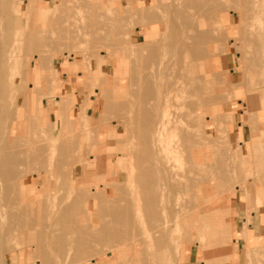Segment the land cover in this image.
<instances>
[{"label":"rangeland","instance_id":"374dc122","mask_svg":"<svg viewBox=\"0 0 264 264\" xmlns=\"http://www.w3.org/2000/svg\"><path fill=\"white\" fill-rule=\"evenodd\" d=\"M36 1L38 4L29 7L28 0H0V3L4 4H0V8L5 9H0V42L9 40V37L3 36L7 32L6 29L13 30L16 24L19 30L18 37H12L10 51L13 58L12 71L16 79L12 109L16 113L6 117L5 124H8L0 130V139L3 140L0 141V147H7L5 150L20 160H16L14 156V160L6 168V171L11 170V177H4L0 173V180L6 179L0 181L1 187L5 185L0 194L3 192L0 196V206H3L2 213L5 215L0 229V264H40V260L43 261L41 264H165L163 261L166 256L170 257V264H184L190 249L206 264L210 259H219L215 262L230 260L237 251L235 240L238 235L234 227L237 211L242 209L249 216L250 212L257 208L264 209V139L250 140L252 131L257 129L264 137V0ZM205 3L206 6H203ZM184 4V7H179ZM146 14L150 18L145 17ZM90 21L93 24H90ZM199 32L202 38L205 35L206 41L200 46L202 51H195L194 48L195 52H202L200 57H196L195 53L194 56L182 44L200 39L196 38L200 35ZM60 34L63 37L66 34L67 38ZM214 34H217L216 38ZM1 37L4 40L1 41ZM191 38L192 41H189ZM141 61L144 64H140ZM133 77L135 81L132 82ZM141 79H146V83H142ZM148 81L155 83L151 86L152 92L149 91V86L147 87ZM166 81L170 82L169 86L175 85L182 90L185 99H174L173 107L168 109L165 118L181 117L186 122L183 130L192 131L189 132L190 136L197 141L200 139L205 145L202 148L195 142L190 149L196 153L202 150L204 158L201 160L202 166H196L189 154H186L187 151L178 156L174 161L177 180L171 186L173 189H166L162 195L159 183H147V188L154 186L152 189H155L151 191L149 188V193L157 190L160 194L155 193L158 197L155 195L153 202L149 204L146 200L152 193H148L150 196L146 199L148 189L140 177L143 178L142 167H148L151 163L141 156L145 153L143 149H150V142L147 141L146 144L141 134H145L143 132L147 129V124L149 138H144L149 140L152 135L153 129L150 130V124L147 122L153 119V123L157 121L158 114L154 107L161 103L167 92ZM163 82L167 85L162 84ZM139 85H142L144 92ZM146 91L151 94H145V102L140 101V95H134L135 92H141L143 95ZM248 99H259V102L251 106ZM140 102H144L141 105H154L149 107V110L146 109V112L150 111L153 116L144 114V107L138 117L139 112L137 114L136 111L140 110ZM231 112H236V118L229 126L231 117L228 113ZM245 116L248 124L244 122ZM257 121L259 127L256 126ZM68 123L71 125L68 126ZM240 125L246 126L244 139L236 134ZM67 127L72 131L67 132ZM177 134L171 139L176 141L178 137L182 138L183 133L180 134L178 130ZM73 137L76 140L72 139ZM4 141L7 142L5 146ZM196 153H193V156ZM138 160L141 162H137ZM16 163L18 164L15 165ZM40 164L43 168H40ZM183 167L185 170H181ZM191 168L194 171L190 170ZM220 168L223 170H219ZM178 171H186L184 173L187 175L179 174ZM217 171L225 175L222 176ZM228 172L229 174H226ZM218 174L221 178L217 177ZM179 183L182 185H177ZM175 184L180 193L175 191ZM117 186L119 187L116 188ZM98 188L103 193L88 199L86 192L89 190L95 193ZM4 194H11L13 198ZM77 197L82 200L80 205L78 203L81 200ZM179 205L181 207L178 210L176 208H179ZM118 206L128 208L135 226L131 228V234L138 232L139 239L144 240L142 246L137 249L138 252L135 251L132 236L129 235L131 239L128 237L129 240L120 241L124 245L119 242H101L97 246L96 242L91 240L89 245L94 251L84 253L79 244L81 241L86 242V235L77 231L68 233L66 226L62 228V215H72L78 220V225L92 224L91 233L94 234L100 231L102 225L115 223L107 210ZM87 211H90V214ZM217 211H220L221 219L213 216ZM148 212H156L155 222L149 221L151 219ZM212 212L214 214L209 217ZM220 213L217 214L220 216ZM22 214L24 215L21 216ZM212 217L214 219L210 220ZM215 218H218V221ZM164 219L170 223L168 229L174 226L171 230L173 232H170L172 234H169L170 230L162 229L163 221H166ZM19 221L20 224H15ZM152 222L155 225L152 227L156 230L153 232L149 226ZM173 222L174 225L171 224ZM122 225L123 227L118 225L119 230L126 229L125 223ZM113 226H116V223ZM143 228L151 234L148 239L141 235L144 233ZM63 229L66 230L61 232ZM205 230L209 233H204ZM197 231H200V234ZM63 232H66V240L61 238ZM203 234L209 235L204 237ZM201 236L205 239H200ZM207 236L213 238L209 239ZM245 236L242 238L245 239ZM228 237L230 239L226 241ZM198 238L200 241H197ZM155 239L158 240L156 245ZM206 242L212 243L213 247L211 248L210 244L205 248V245L209 244ZM247 245L246 264H264V245L260 242L258 246H253L249 241ZM175 246L178 247L177 254L173 252ZM221 249L228 250L222 252ZM219 251L225 255H219ZM109 252L112 253L111 258L106 255ZM96 254L103 256H99V260L98 256V259L95 257ZM116 255L121 260L116 258ZM158 255L161 256L157 260Z\"/></svg>","mask_w":264,"mask_h":264},{"label":"bare ground","instance_id":"6f19581e","mask_svg":"<svg viewBox=\"0 0 264 264\" xmlns=\"http://www.w3.org/2000/svg\"><path fill=\"white\" fill-rule=\"evenodd\" d=\"M4 1H8V0H4ZM14 1V0H13ZM61 1V0H60ZM63 1V0H62ZM177 1V0H176ZM211 0H209V2H210ZM220 1H222V0H220ZM220 1H218V3L220 2ZM224 1V0H223ZM248 1V0H247ZM64 2V1H63ZM179 2H182V1H179ZM193 1H191V3H192ZM201 2V1H200ZM211 2H213V0L211 1ZM196 3H198V2H196ZM1 5H4L2 2L0 3ZM21 4V3H20ZM33 4H38V2L36 1V0H28V6L29 7H31ZM177 4H178V2H177ZM188 4V3H187ZM194 4V3H193ZM60 5H62L61 3H60ZM133 5V4H132ZM186 4H184L183 6H179V7H184ZM87 6V5H86ZM194 6V5H193ZM203 6H206V3H205V5H203ZM65 7V6H64ZM88 7H90V6H88ZM92 7H94L93 5H92ZM96 7V6H95ZM196 7V6H195ZM197 7H199V6H197ZM196 7V8H197ZM215 7V6H214ZM133 8V7H132ZM187 8H190V7H187ZM194 8V7H193ZM0 9H3V8H0ZM9 9V8H8ZM95 9V8H94ZM184 9V8H183ZM195 9V8H194ZM3 10H5V9H3ZM68 10V9H67ZM88 10H89V8H88ZM134 10V9H133ZM177 10H178V8H177ZM182 10V9H181ZM202 10V9H201ZM63 11H66L65 9H63ZM83 11V10H82ZM91 11H94V10H91ZM156 11V10H155ZM180 11V10H179ZM197 11V10H196ZM69 13H70V11H68ZM95 12V11H94ZM178 12V11H177ZM68 13V14H69ZM97 13V12H96ZM129 13V12H128ZM180 13V12H179ZM182 13V12H181ZM180 13V14H181ZM202 13V12H201ZM205 13V12H204ZM67 14V13H66ZM92 14V13H91ZM95 14V13H94ZM96 15V14H95ZM147 16V14L145 15V17ZM182 16H183V14H182ZM184 16H185V14H184ZM183 16V17H184ZM191 16V15H190ZM189 15H188V17H190ZM37 17V16H36ZM95 17V16H94ZM99 17V16H98ZM131 17V16H130ZM144 17V18H145ZM148 18H150V16L148 15L147 16ZM1 18V17H0ZM81 18V17H80ZM109 18V17H108ZM126 18V17H125ZM186 19L185 20H187V17H185ZM192 18V17H191ZM82 19V18H81ZM94 19H96V18H94ZM1 21H2V19H0ZM112 20H113V18H112ZM124 20V19H123ZM123 20H121V21H123ZM152 20V19H151ZM183 20V19H182ZM190 20V19H189ZM188 20V21H189ZM0 21V22H1ZM104 21V20H103ZM88 22V21H87ZM192 22V19H191V21H190V24H192L191 23ZM12 23V22H11ZM72 23V22H71ZM83 23V22H82ZM82 23L80 24V25H82ZM93 24V22H91L90 21V24ZM99 24H100V21L98 22ZM120 23H122V22H120ZM186 24H188L187 22H186ZM185 24V25H186ZM190 24H188V25H190ZM16 24H14V29L12 30V28H11V25H9V28H11V29H6V33L5 34H3V36H4V38L6 37V38H8L9 37V40L7 41V42H0V130L2 131V128L4 127V126H6V124H8V123H6L5 124V121H6V117L7 116H9L11 113L12 114H15L16 112H14L13 111V109H12V106L14 105L13 104V102H15V100L13 101V98H15V81H16V79H15V77H14V74H13V71H12V67H13V58H12V56H11V53H10V51H11V49H12V44L11 43H13V36H14V38H15V36L16 37H18V33H19V30H18V28H17V26H15ZM86 25V24H85ZM97 25V24H96ZM103 25V24H102ZM106 25V24H105ZM64 26V25H63ZM99 26H101V25H99ZM8 27V26H7ZM66 27V26H65ZM81 27V26H80ZM85 27V26H84ZM86 28V27H85ZM93 29H94V27H92ZM123 28V27H122ZM121 28V29H122ZM132 28V27H131ZM4 29V28H3ZM84 29V28H83ZM96 29V28H95ZM98 30H99V27L97 28ZM102 29H104V28H102ZM110 29V28H109ZM66 31H67V29H65ZM87 30V29H86ZM127 30H129V29H127ZM215 30V29H214ZM75 31H77V29L75 30ZM82 32L84 31V30H81ZM80 31V32H81ZM97 31V30H96ZM1 32H2V30H1ZM39 32V31H38ZM50 32V31H49ZM52 32V31H51ZM50 32V33H51ZM65 32V31H64ZM67 32H70V30L69 31H67ZM66 32V33H67ZM73 32V31H72ZM81 32V33H82ZM215 31H213V33H214ZM3 33V32H2ZM31 33V32H30ZM128 33V32H127ZM200 33V32H199ZM198 33V34H199ZM68 34V33H67ZM78 34V33H77ZM83 34V33H82ZM91 34V33H90ZM197 34V35H198ZM203 34V33H202ZM205 34V33H204ZM46 35V34H45ZM59 35V34H58ZM61 35V34H60ZM79 35H81L80 33H79ZM84 35L86 36V33H84ZM103 35V34H102ZM215 35V34H214ZM217 35V34H216ZM216 35H215V37L214 38H216ZM2 36V35H1ZM33 36V35H32ZM62 37H63V35H61ZM91 36H93V34L91 35ZM97 36V35H96ZM100 36H101V34H100ZM196 36V35H195ZM52 37V36H51ZM66 37V34H65V36L63 37V38H65ZM203 36H201V33H200V35H198V37H196L197 39L198 38H200V39H198V40H196V39H194V40H196V41H194V42H186V43H184V45L182 44V46L183 47H185V48H187V50H189V52L190 53H192L193 55H194V53H195V55H196V57H200L201 55H202V52H195V51H202V49H201V47L200 46H202L201 44H203V41L206 39L205 38V35H204V38H202ZM1 38H3V37H1ZM4 38L3 39H1V41L2 40H4ZM32 38V37H31ZM67 38V37H66ZM28 39H29V37H28ZM27 39V40H28ZM54 39H56V38H54ZM72 39H75V38H72ZM82 39V38H81ZM106 39V38H105ZM192 39L193 38H191V39H189V41L191 40L192 41ZM34 40V39H33ZM43 40V39H42ZM48 40V39H47ZM50 40V39H49ZM57 40V39H56ZM61 40V39H60ZM67 40V39H66ZM69 40V39H68ZM118 40H120V39H118ZM128 40V39H127ZM188 40V39H187ZM30 41V40H29ZM63 41V40H62ZM206 41V40H205ZM25 42H27V41H25ZM44 42V41H43ZM42 42V43H43ZM68 42V41H67ZM66 42V43H67ZM99 42V41H98ZM150 42V41H149ZM29 43V42H28ZM119 43V42H118ZM154 42H152V44H153ZM11 44V45H10ZM38 44V43H37ZM62 44V43H61ZM72 44H74L73 42H72ZM115 44V43H114ZM121 44V43H120ZM146 44H147V42H146ZM67 45H69V44H67ZM67 45H65V46H67ZM148 45V44H147ZM32 46H35V45H32ZM70 46V45H69ZM92 47L94 46V45H91ZM127 46H129L128 44H127ZM27 47H30V46H27ZM131 47V46H130ZM152 47H154V46H152ZM198 47H200V49L201 50H199V48ZM32 48V47H31ZM57 48V47H56ZM110 47H108V49H109ZM129 48V47H128ZM146 48H147V46H146ZM194 48H195V51H194ZM91 49V48H90ZM115 49V48H114ZM143 49V48H142ZM68 50H70V49H68ZM32 51H36V50H32ZM192 51H194V52H192ZM25 52V51H24ZM39 52V51H38ZM44 52V51H43ZM109 52V51H108ZM26 54H27V52H25ZM89 53V52H88ZM95 53V52H94ZM129 53V52H128ZM194 55V56H195ZM97 56V55H96ZM42 59H43V57H41ZM136 58V57H135ZM143 58H145V57H143ZM154 58V57H153ZM135 60H137V59H135ZM145 60V59H144ZM177 60V59H176ZM145 61H147V60H145ZM175 61V60H174ZM178 61V60H177ZM173 62V61H172ZM20 63V62H19ZM104 63H105V61H104ZM136 63V62H135ZM140 63V62H139ZM100 64H101V62H100ZM140 64H144V63H142V61H141V63ZM148 64V63H147ZM41 65H43V64H41ZM136 65H138V64H136ZM169 65H171V64H169ZM142 66V65H141ZM171 67H173V66H169V68H171ZM137 68V67H136ZM122 69V68H121ZM152 70H154L153 68H151ZM150 69V70H151ZM168 70V69H167ZM101 74V73H100ZM150 74V73H149ZM148 74V75H149ZM171 74V73H170ZM139 76V75H138ZM103 77V76H102ZM142 77V76H141ZM146 77V76H145ZM134 78V77H133ZM102 79V78H101ZM117 79V78H116ZM137 79H139V78H137ZM148 79V78H147ZM143 80H145V82L143 81ZM171 80V79H170ZM169 80V81H170ZM132 82L133 81H135V78H134V80H131ZM139 81V80H138ZM142 83H146V79H141L140 80ZM150 81V80H149ZM148 81V82H149ZM140 82V83H141ZM171 82V81H170ZM170 82H168V81H166V83H168V85L167 84H165V82H163L162 84H164V85H167L168 87H167V92H166V94H165V96L163 97V99H162V101H161V103H158L155 107H154V105L153 106H151L150 104L149 105H141V104H143L145 101V94H151V93H149V91H151L152 92V90H151V86L152 85H155V83L154 82H149V85H147V87L148 88H150L149 89V91L147 92L146 91V93H144L143 95H141L142 93L140 92L139 94H136V92H135V94L134 95H136V96H138V95H140L139 97H140V101H144L143 103L142 102H140V110L139 111H136L137 112V114H138V112H139V116L138 117H140L141 115H140V111L142 112L143 110H144V107H145V111H143V112H145L144 114H148V116L149 115H152L153 116V113L151 114V112L150 111H148V112H146V109L147 110H149V107H154L155 109H154V111L155 112H157V121L155 122V123H153L154 122V119L153 120H150L149 122H147V123H149L150 125V130L151 129H153V132L151 131V133H152V135H151V137H150V139L148 140L147 138H144V136L145 137H148V133H150L149 131H146L147 129H148V126H147V124H146V128L147 129H145L144 131L145 132H143V133H145V134H141V138H143V139H145V143L146 144H148L147 143V141H149L150 142V149H143L142 151H144L145 153H143V155H141V156H143V159H146V160H148V161H151V163H150V165L148 166V167H142L143 165H141V167L144 169V171L142 172L143 174H141L142 176H143V178L142 177H140V179H142L143 180V185H146V189H148V190H146L147 191V195H146V199H147V196H150V195H152V196H150V197H148L149 199L148 200H146V201H149L150 203L149 204H151V202H153V200L152 199H154L155 198V195H157V194H159V193H157L158 191L156 190V192H150V193H152V194H150L149 193V188H153V187H149V188H147V186L148 185H152L153 183L156 185V183H159L160 184V187L159 188H161V192L162 193H160V194H162L163 195V192L164 191H166V189H170V187L171 186H173V184L175 183V181L177 180L176 179V177H177V175H176V173H175V164H174V161L178 158V156H180V155H184V153H186V151H187V153L186 154H189V156H190V158H191V160L196 164V166H199V165H201L202 166V164H201V160L204 158V153H203V151L202 150H200V151H197V153L193 150H191L190 149V147L191 146H193V144L195 143V142H197V146H198V144H199V146H201L202 148H203V142L202 141H200V139H198L199 141H197V139H195V138H193L192 136H190L191 135V133H192V131H185V130H183L184 129V126H185V124H186V122L183 120V119H181V117H174V119H173V117H172V119H170V118H165L166 116V114H167V112H168V109L169 108H171V107H173L172 105H173V103H174V99H178L179 97H181V99H185V97L182 95L183 93H182V90H180V89H178L175 85H170L169 86V83ZM99 83H101V82H99ZM141 83V84H142ZM153 83V84H152ZM102 84V83H101ZM136 85V84H135ZM143 85V84H142ZM141 85V86H142ZM98 86H100V85H98ZM140 86V85H139ZM141 86H140V89H141ZM96 87H97V85H96ZM164 87V86H163ZM138 88V87H137ZM142 88H144L145 90H146V88L144 87V85L142 86ZM152 88H154V87H152ZM127 89V88H126ZM39 90V89H38ZM50 90V89H49ZM133 90V89H132ZM136 90V89H135ZM143 89H141V91H142ZM164 90H165V88H164ZM140 91V90H139ZM199 91H201L200 89H199ZM203 91H205L204 89H203ZM17 92V91H16ZM142 92H144V91H142ZM36 93H38V92H36ZM134 95H132V96H134ZM146 95V98H148V96ZM171 95H173L172 97H171ZM14 96V97H13ZM152 96V95H151ZM131 97V96H130ZM136 98H138V97H136ZM135 98V99H136ZM142 98H144V99H142ZM109 99V98H108ZM120 99H122V98H120ZM139 99V98H138ZM61 100V99H60ZM137 100V99H136ZM134 101V102H137V101ZM12 101V102H11ZM66 101V100H65ZM110 101V100H109ZM61 102H63V101H61ZM68 102V101H67ZM176 102H178V101H176ZM71 103V102H70ZM131 102H129V104H130ZM16 104V103H15ZM68 104V103H67ZM66 104V105H67ZM109 104V103H108ZM117 104H119V103H117ZM122 104L123 105H125L123 102H122ZM139 104V103H138ZM111 105H113V104H111ZM132 105V104H131ZM64 106V105H63ZM62 106V107H63ZM143 108H142V107ZM16 107V106H15ZM66 107V106H65ZM111 107H114V106H111ZM176 107V106H175ZM64 108V107H63ZM118 108H119V106H118ZM138 108V107H137ZM136 108V109H137ZM113 110H115V109H113ZM138 110V109H137ZM174 110V109H173ZM63 112H64V110H62ZM134 112H135V110H134ZM149 112H150V114H149ZM208 112H210V111H208ZM115 113V112H114ZM119 113V112H118ZM11 114V116H13ZM135 114V113H134ZM143 113H142V116L144 115ZM160 114V115H159ZM68 115V114H67ZM106 115V114H105ZM26 116V115H25ZM106 117V116H105ZM136 117V116H135ZM189 117L190 118H192L191 117V115H189ZM147 118H151V117H147ZM146 118V119H147ZM32 120V119H31ZM132 120V119H131ZM138 120V119H137ZM66 121V120H65ZM151 121H152V123H151ZM67 122V121H66ZM136 122H139V121H136ZM69 124V123H68ZM152 124H154V126L152 125ZM64 125V124H63ZM71 124H69L68 126H70ZM30 126H32V125H30ZM63 127V126H62ZM153 127V128H152ZM186 127H188V126H186ZM68 128V127H67ZM133 128H135V127H132V129ZM6 129H9V128H6ZM6 129H3V131H5ZM69 129V128H68ZM72 129V128H71ZM136 130V129H135ZM138 130H140V129H138ZM180 131V134L181 133H183V135L181 136L182 138H180V137H178V139L176 140V141H174V140H172L171 138L172 137H174L176 134H177V131ZM1 131H0V133H1ZM69 131H72V130H67V132H69ZM29 132V131H28ZM141 132H142V129H141ZM148 132V133H147ZM189 132H191V133H189ZM5 133H8V132H5ZM4 133V134H5ZM71 133V132H70ZM70 133H68V135L70 134ZM138 133H140V132H138ZM48 134V133H47ZM61 134V133H60ZM130 134V133H129ZM148 134V135H147ZM180 134H179V136H180ZM2 135V134H1ZM0 135V136H1ZM6 135V134H5ZM38 135V134H37ZM64 135V134H63ZM62 135V136H63ZM67 135V134H66ZM94 135V134H93ZM139 135V134H138ZM192 135H194V134H192ZM4 136V135H3ZM7 136V135H6ZM70 136V135H69ZM74 136V135H73ZM133 136V135H132ZM137 136V135H136ZM176 136H178V134L176 135ZM72 137V136H71ZM137 137H140V136H137ZM30 137H28V139H29ZM141 138H139V139H141ZM149 138V137H148ZM3 139V138H2ZM21 139V138H20ZM31 139V138H30ZM60 139V138H59ZM64 139V138H63ZM72 139H74V140H76V138L75 137H73ZM143 139H141V140H143ZM6 140V139H5ZM16 140V139H15ZM18 140V139H17ZM58 140V139H57ZM0 141H3V140H1L0 139ZM19 141H22L23 142V140H19ZM25 141V140H24ZM69 141V140H68ZM15 142V141H14ZM30 142V141H29ZM40 142V141H39ZM60 142V141H59ZM65 142V141H64ZM77 142V141H76ZM126 142V141H125ZM142 142V141H141ZM5 143H7V142H5L4 141V146H5ZM17 143V142H16ZM72 143V142H71ZM70 143V145L72 146L73 144H71ZM140 143V142H139ZM33 144V141H32V143H31V145ZM39 144V143H38ZM60 144V143H59ZM61 144H64L63 142H61ZM67 144V143H66ZM144 144V143H143ZM14 145H16V144H14ZM13 145V146H14ZM90 145V144H89ZM24 146V145H23ZM25 146H26V144H25ZM28 146H30V144L28 145ZM35 146V145H34ZM56 146H58V145H56ZM205 146V145H204ZM40 147H42V146H40ZM74 147V146H73ZM7 147H5V148H1L0 147V173L4 176V177H11L10 175H11V170H7L6 171V168L10 165V163H12V161L14 160V154H11V153H8L5 149H6ZM22 148V147H21ZM58 148V147H57ZM70 148V147H69ZM24 149V148H23ZM38 149V148H37ZM41 149V148H40ZM39 149V150H40ZM60 149V148H59ZM66 149H68V148H66ZM74 149V148H73ZM137 149H139L138 147H137ZM13 150V149H12ZM35 150V149H34ZM33 150V151H34ZM188 150H189V152H188ZM40 151H42V150H40ZM134 151H137V150H134ZM10 152V151H9ZM15 152H17V151H15ZM20 152V151H19ZM22 152H24V151H22ZM34 152H36V151H34ZM44 152V151H43ZM42 152V153H43ZM58 152H60V151H58ZM18 153V152H17ZM71 153V152H70ZM69 153V154H70ZM141 153V152H140ZM193 153H196L194 156H193ZM30 154V153H29ZM129 154V153H128ZM139 154V153H138ZM217 154V153H216ZM73 155V154H72ZM75 155V154H74ZM29 156V155H28ZM68 156H70V155H68ZM36 157V156H35ZM15 158H17V156H15ZM20 158V157H19ZM28 158V157H27ZM39 158V157H38ZM38 158H37V160H38ZM41 158V157H40ZM44 158V157H43ZM69 158V157H68ZM140 158V157H139ZM139 158H137V159H139ZM189 158V159H190ZM16 160H19L18 158L16 159ZM26 160V159H25ZM40 160V159H39ZM43 160V159H42ZM217 160H219V159H217ZM20 161V160H19ZM22 161V160H21ZM35 161V160H34ZM136 161V160H135ZM36 162V161H35ZM40 162V161H39ZM43 162V161H42ZM137 162H141V160L139 161H137ZM137 162H135V163H137ZM147 162V161H146ZM148 163V162H147ZM188 163H191V162H188ZM18 163H16L15 165H17ZM23 164H28L27 162L26 163H24L23 162ZM141 164H143V163H141ZM12 165V164H11ZM30 165H31V163H30ZM29 165V166H30ZM41 165V164H40ZM205 165V164H204ZM19 166V165H18ZM22 166H24V165H22ZM55 166H57V165H55ZM145 166V165H144ZM189 166L190 165H188V168L187 169H189ZM86 167H88V166H86ZM141 167H139L140 169H141ZM192 167H195V166H193L192 165ZM212 167H214V166H212ZM219 167V166H218ZM13 168H16V167H13ZM30 168H31V166H30ZM40 168H43L42 167V165H41V167ZM85 168V167H84ZM114 168V167H113ZM57 169V168H56ZM70 169V168H69ZM177 170H178V168H176ZM193 168H191L190 170H192ZM214 169H216V168H214ZM16 170V169H15ZM28 170H31V169H28ZM181 170H185L184 169V167L181 169ZM197 170V169H196ZM199 170H201V169H199ZM204 170V169H203ZM219 170H223V169H219ZM14 171V170H13ZM186 171H188V170H186ZM186 171H178L179 172V174L180 173H182V174H186L187 175V173H184V172H186ZM192 171H194V170H192ZM205 171V170H204ZM20 172H22V171H20ZM199 172V171H198ZM217 172H220V171H217ZM225 172V171H224ZM16 173V172H15ZM201 173V172H200ZM205 173V172H204ZM216 173V172H215ZM221 173V175L222 176H224L225 174L223 173V172H220ZM112 174H114L113 172H112ZM182 174H181V176H182ZM194 174H195V172H194ZM199 174V173H198ZM201 174H203V173H201ZM217 174V173H216ZM226 174H229V172L228 173H226ZM140 175V174H139ZM138 175V176H139ZM185 175V177H188V176H186ZM220 174H218L217 175V177L219 176ZM20 176H22V175H20ZM204 176H205V174H204ZM215 176V175H214ZM4 177H2V178H4ZM70 177H72V175L70 176ZM183 177V176H182ZM230 177V176H229ZM1 178V179H2ZM17 178V177H16ZM219 178H221V176H219ZM224 178V177H223ZM223 178H222V181H223ZM191 179V178H190ZM2 180H6V179H2ZM2 180H0V181H2ZM9 180V179H8ZM192 181V180H191ZM3 182H6V181H3ZM11 183L12 182H16V181H10ZM151 182H153V183H150ZM208 181H206V183H207ZM2 182H0V184H1ZM9 183V182H8ZM18 183V182H17ZM147 183H149L148 185H147ZM197 183V182H196ZM195 183V184H196ZM4 184V183H3ZM14 184V183H13ZM61 184V183H60ZM194 184V183H193ZM222 184V183H221ZM18 185V184H17ZM105 185V184H104ZM177 185H182L181 183H179V184H177ZM192 185V184H191ZM190 185V186H191ZM7 186V185H6ZM94 186V185H93ZM119 186H120V184H119ZM119 186H117L116 188H118ZM159 186V185H158ZM189 186V187H190ZM195 186V185H194ZM222 186V185H221ZM224 186V185H223ZM222 186V187H223ZM4 187H5V185H4ZM4 187H1L0 186V194H1V191H2V189L4 188ZM8 187H10V186H8ZM96 187V186H95ZM175 187H176V184H175ZM174 187V188H175ZM178 187V186H177ZM176 187V189H175V191H177L178 193H180V191H178L177 188ZM198 187H199V185H198ZM220 187V186H219ZM172 188V187H171ZM194 188V187H193ZM15 189V188H14ZM103 189V188H102ZM173 189V188H172ZM172 189H171V191H172ZM182 189H183V187H182ZM10 190V189H9ZM9 190H6V191H9ZM12 190V189H11ZM98 190H99V188H98ZM96 190V192L95 193H91V192H89V190L86 192V193H88L87 195H89V197H88V199L89 198H95V195L96 194H100V192H101V190ZM155 189H152L151 191H154ZM159 190V189H158ZM82 191V190H81ZM118 191V190H117ZM145 191V192H146ZM160 191V190H159ZM182 192H183V190H181ZM232 191V190H231ZM11 192V191H10ZM104 192H105V190H104ZM181 192V193H182ZM13 192H11V194H12ZM101 193H103V192H101ZM117 193V192H116ZM118 193H121V192H118ZM150 195H149V194ZM155 193H157V194H155ZM169 193V192H168ZM172 193H174V192H172ZM184 193H186L185 191H184ZM183 193V194H184ZM189 193H190V191H189ZM222 193H223V191H222ZM11 194H9L11 197H12V195ZM62 194V193H61ZM159 194V195H160ZM170 194V193H169ZM177 194V193H176ZM221 194V193H220ZM2 195H3V192H2ZM2 195H0V196H2ZM5 196H8V198H10L9 197V195H6V194H4ZM81 195H83V194H81ZM118 195V194H117ZM162 195H161V199H162ZM174 195V194H173ZM83 196H85V195H83ZM119 196V195H118ZM145 196V195H144ZM154 196V197H153ZM156 197H158V195L156 196ZM176 197V196H175ZM175 197H174V203H175ZM13 198V197H12ZM77 198H79V197H77ZM81 198H83V197H81ZM102 198V197H101ZM186 198V197H185ZM6 199V198H5ZM80 199V198H79ZM79 199L77 200V201H79ZM188 199V198H187ZM0 200H2V199H0ZM9 201H11L10 199H8ZM81 200V199H80ZM109 200V199H108ZM117 200H119V199H117ZM152 200V201H151ZM168 200V199H167ZM166 200V201H167ZM182 201H183V199H181ZM185 200V199H184ZM190 200V199H189ZM40 201V200H39ZM86 201H88V200H86ZM162 201V200H161ZM187 201V200H186ZM191 201V200H190ZM113 202V201H112ZM177 202V201H176ZM9 203V202H8ZM77 203V202H76ZM80 203H82V200H81V202H79L78 204L80 205ZM155 203V202H154ZM162 203V202H161ZM184 203V202H183ZM190 203V202H189ZM33 204V203H32ZM43 204V203H42ZM103 204H105V203H103ZM165 204V203H164ZM23 205V204H22ZM26 205V204H25ZM26 206H28V205H26ZM165 206V205H164ZM183 206H185V204L183 205ZM21 207V206H20ZM19 207V208H20ZM36 207V206H35ZM41 207H43V205L41 206ZM79 207V206H78ZM180 207H181V205H179V208H176V209H180ZM190 207V206H189ZM2 208H3V206H0V229H1V226H2V224H3V220L5 219V215L2 213ZM23 208H25V207H23ZM30 208V207H29ZM77 208V207H76ZM86 208V207H85ZM170 208V207H169ZM183 208V207H182ZM185 208H187V206L185 207ZM4 209V208H3ZM80 209V208H79ZM131 209V208H130ZM27 210H29L28 208H27ZM43 210V209H42ZM149 210V209H148ZM167 210V209H166ZM189 210H191V209H189ZM6 211V210H5ZM14 211V210H13ZM33 211H34V209H33ZM62 211V210H61ZM77 211V210H76ZM154 211H155V209H154ZM169 211V210H168ZM7 212H9V211H7ZM35 212V211H34ZM63 212V211H62ZM88 212V214H90V211H87ZM107 212H108V214L111 216V218H112V216H113V219L114 220H112V221H115V223H116V226H113L115 223L114 222H112L113 223V225L112 224H109V226H104V225H102L99 229H100V231L99 232H96V233H91V228H92V224H88V223H85V225L84 226H81V225H78L77 223H78V220L75 218H73L72 217V215H66V216H63L62 215V217H63V219L60 221L61 223H63L64 224V226L62 227V226H60V228L62 227V228H64L65 226H66V229H67V232L69 233V232H75V231H77V232H82L83 234H84V236L86 235V242L85 241H81L80 242V244H79V247L81 246V248L83 249V250H81L82 252H84V253H89L90 251H94V249L92 248V246L91 245H89V243H90V241L91 240H94L95 242H96V245L97 246H99V244L101 243V242H103V243H116V242H119V243H121L122 241H124V240H129L128 239V237H129V235H131L132 236V242H133V245H134V247H135V251L140 247V246H142V242L144 241V240H140L139 239V235L140 234H137L138 232H136L134 235H132L133 234V230H131V228L134 226V224H133V218L131 217V213L129 212V210H128V208L127 207H124V208H122V207H112V208H110V209H108L107 210ZM147 212V211H146ZM19 213V212H18ZM29 213V212H28ZM156 213V212H155ZM155 213L154 214H150L149 212H148V215L150 216V219L151 220H149V221H153V222H155L156 221V216L157 215H155ZM188 213V212H187ZM217 213L219 214L220 213V211L218 212L217 211ZM216 213V215L212 212V213H210V216L209 217H211V214L213 215V216H215V217H218V218H220L221 217V213H220V216L218 215ZM25 214V213H24ZM24 214H22L21 216H23ZM56 214V213H55ZM165 214V213H164ZM163 214V215H164ZM178 214V213H177ZM209 214V213H208ZM208 214H206V217L208 216ZM35 215V214H34ZM40 215V214H39ZM163 215H162V217H163ZM166 215V214H165ZM164 215V216H165ZM186 215H189V214H186ZM191 215V214H190ZM203 215V214H202ZM12 216L14 217V213H12ZM103 216V215H102ZM108 216V215H107ZM17 217V216H16ZM59 217H61V216H58V218ZM77 217V216H76ZM145 217H147V216H145ZM188 217V216H187ZM12 218V217H11ZM26 218H28V217H26ZM165 218V217H164ZM175 218V217H174ZM184 218V217H183ZM197 218H200L199 216H197ZM196 218V219H197ZM218 218L216 219L217 221H218ZM9 219V218H8ZM170 219H172V218H170ZM212 219H214L213 217L210 219V220H212ZM221 219V218H220ZM164 220H166V219H164ZM169 220V219H168ZM206 220V219H205ZM224 220V219H223ZM12 221V220H11ZM110 221V220H109ZM148 221V220H147ZM171 221H173V220H171ZM195 222H196V220H194ZM197 221H199V220H197ZM221 221V220H220ZM60 222H59V224H60ZM80 222V221H79ZM153 222H152V225H149L151 228H150V231H152L153 232V230H155V229H153V227L152 226H155L154 224H153ZM175 222H176V220H175ZM208 222V221H207ZM222 222V221H221ZM83 224H84V222H82ZM110 223V222H109ZM123 223H125V225H126V229H121V230H119L120 229V227H123ZM168 221L166 220V221H163V224H162V229L163 230H170L169 231V234H172V233H170V232H173V231H171L172 230V228L174 227V226H172V228H169L168 229ZM15 224H20V221H19V223H15ZM66 224V225H65ZM133 224V225H132ZM170 224V223H169ZM171 224H173L174 225V222L173 223H171ZM177 224V223H176ZM120 227H119V226ZM186 225V224H185ZM196 225V224H195ZM221 225V224H220ZM18 226V225H17ZM59 226V225H58ZM113 226V227H112ZM178 226V225H177ZM177 226H175V227H177ZM188 226V225H187ZM193 226V225H192ZM191 226V227H192ZM199 226V225H198ZM213 226V225H212ZM229 226V224L227 225V229L229 228L228 227ZM38 227V226H37ZM135 227V226H134ZM194 227V226H193ZM215 227H217V226H215ZM221 227H223V225L221 226ZM7 228V227H6ZM13 228V227H12ZM35 228V227H34ZM185 228V227H184ZM218 228H220V227H218ZM31 229V228H30ZM66 229H63V230H60L61 232L62 231H64V230H66ZM148 229H149V227H148ZM175 229H178V228H175ZM182 229V228H181ZM181 229H179L180 231H181ZM224 229H225V227H224ZM224 229H222V230H224ZM227 229H225V230H227ZM9 230V229H8ZM44 230H45V228H44ZM59 230V229H58ZM125 231V232H123V231ZM229 230V229H228ZM144 233L143 234H141L142 236H145L146 237V239H148L149 238V236H151V234L149 233V231H144V228H143V230H142ZM156 231V230H155ZM190 231V230H189ZM206 231V230H205ZM23 232V231H22ZM38 232V231H37ZM131 232H132V234H131ZM174 232H176V231H174ZM198 232V231H197ZM200 232V231H199ZM198 232V233H199ZM215 232V231H214ZM228 232V231H227ZM43 233H45V231L43 232ZM64 233H66V232H63L62 234H63V236H61V238L63 237V240H66V235L64 234ZM67 233V234H68ZM165 233V232H164ZM177 233V232H176ZM204 233H209V232H204ZM218 233V232H217ZM5 234H6V232H5ZM153 234H155V233H153ZM168 234V233H167ZM200 234V233H199ZM199 234H198V236H199ZM216 234V233H215ZM215 234H213V236H216ZM219 234V233H218ZM81 235V234H80ZM187 235H188V233H187ZM204 235V237H206V235H209V234H203ZM220 235V234H219ZM60 236H58L59 238H60ZM81 236H83V235H81ZM81 236H80V238H81ZM130 236V237H131ZM164 236V235H163ZM166 236V235H165ZM213 236H210L211 238H213ZM245 236V235H244ZM8 237V236H7ZM6 237V238H7ZM57 237V236H56ZM65 237V238H64ZM129 237V238H130ZM156 237V236H155ZM169 237V236H168ZM204 237H202L201 236V238L200 239H203ZM210 237L209 236H207V238H209L210 239ZM227 237V236H226ZM246 237V236H245ZM37 238V237H36ZM76 238V237H75ZM78 238V237H77ZM79 238V239H80ZM166 238V237H165ZM199 238H198V240L197 241H200L199 240ZM216 238V237H215ZM56 239V238H55ZM54 239V240H55ZM78 239V240H79ZM88 239V240H87ZM131 239V238H130ZM157 239V238H156ZM156 239H155V241H154V243L155 242H157L158 243V240L156 241ZM205 239V238H204ZM216 239H219V237H217ZM225 239V238H224ZM229 237L228 238H226V241H229ZM2 240V239H1ZM3 240H5V239H3ZM61 240V239H60ZM154 240V239H153ZM163 240H165V239H163ZM208 240V239H207ZM221 240V239H220ZM219 240V241H220ZM121 241V242H120ZM149 240H147V242H148ZM208 241H210V242H212L211 240H208ZM225 242V240H222V241H220V242ZM2 242V241H1ZM128 242H130V241H128ZM146 242V243H147ZM210 242H206V243H209V244H206L205 245V248H206V246H208L209 247V245L211 244V248L213 247V245H212V243H210ZM215 242H218L217 240H215ZM60 243H62L63 244V242L61 241ZM160 243V242H159ZM167 243V242H166ZM6 244H7V242H6ZM6 244H5V247H6ZM91 244V243H90ZM38 245V244H37ZM121 245H124V244H122L121 243ZM126 245V244H125ZM127 245H128V243H127ZM149 245V244H148ZM155 245H156V243H155ZM159 245V244H158ZM157 245V246H158ZM215 245V244H214ZM118 246V245H117ZM116 246V247H117ZM156 246V248H157V250H158V247ZM227 246V245H226ZM225 246V247H226ZM118 247H121V246H118ZM126 247V246H125ZM204 247V246H203ZM225 247H223V248H225ZM229 247V246H228ZM222 248V247H221ZM93 249V250H92ZM142 249V248H141ZM209 249V248H208ZM95 250H97V248L95 249ZM116 250V249H115ZM122 250V249H121ZM170 250V249H169ZM221 250H223V249H221ZM228 250V249H227ZM227 250H223L222 252H225V251H227ZM1 251H2V249H1ZM125 251V250H124ZM230 251H232L231 250V247H230ZM106 252V251H105ZM113 252V251H112ZM114 252H117V251H114ZM136 252H138V250L136 251ZM157 252V251H156ZM159 252V251H158ZM164 252V251H163ZM171 252V251H170ZM173 252H175L176 254H177V252H178V247L177 246H175V248H174V251ZM220 252V251H219ZM229 252V251H228ZM227 252V253H228ZM97 253H98V251H97ZM104 253V252H103ZM103 253H100V254H103ZM165 253V252H164ZM42 254H43V252H42ZM99 254V256H101V258H102V256L103 255H100ZM126 254V253H125ZM134 254V253H133ZM221 254V252L219 253V255ZM70 255V254H69ZM73 255V254H72ZM106 255H108L109 256V258H111L112 257V253H106ZM222 255H225V254H221V256ZM34 256V255H33ZM98 255L96 254V256L95 257H97ZM98 256V257H99ZM117 256V255H116ZM115 256V257H116ZM123 256H126V255H123ZM159 257H156L157 258V260L160 258V256L161 255H158ZM92 257H94V256H92ZM98 257H97V259H98ZM114 257V256H113ZM173 257V256H172ZM171 257V258H172ZM35 258H38V257H35ZM74 258H75V256H74ZM100 257H99V260L101 259ZM108 258V257H107ZM108 258V259H109ZM116 258H118V256L116 257ZM141 258H142V256H141ZM103 259H105V256L103 257ZM119 259V258H118ZM126 259H128V258H126ZM133 259V258H132ZM131 259V260H132ZM173 259V258H172ZM99 260H97V261H99ZM107 260V259H106ZM119 260H121V259H119ZM125 260V259H124ZM124 260H123V262H124ZM177 260V259H176ZM41 262H43L42 260H40ZM39 261V262H40ZM67 261H68V258H67ZM66 261V262H67ZM107 261H109V260H107ZM110 261H111V259H110ZM140 261H142V260H140ZM159 261H161V260H159ZM170 257H168V256H166V257H164V261H163V263H165V264H170ZM174 261H175V259H174ZM210 261H211V259H210ZM216 261V260H215ZM41 262H40V264H41ZM112 263H113V261H111ZM176 262V261H175ZM208 262V261H207ZM219 262V261H218ZM224 262V261H223ZM223 262H219V263H217V264H220V263H223ZM226 262V261H225ZM80 263V262H79ZM95 263V262H94ZM142 263V262H141ZM214 263V262H213ZM43 264V263H42ZM46 264V263H45ZM67 264V263H66ZM156 264H158V262H156ZM173 264H175V263H173Z\"/></svg>","mask_w":264,"mask_h":264},{"label":"crops","instance_id":"0c3cea01","mask_svg":"<svg viewBox=\"0 0 264 264\" xmlns=\"http://www.w3.org/2000/svg\"><path fill=\"white\" fill-rule=\"evenodd\" d=\"M241 99V98H239ZM242 100V99H241ZM248 103L252 105H256L259 102V99H248ZM248 113L251 114L249 111ZM231 117V125L234 118H236V112L228 113ZM247 118L245 116L244 122L247 123ZM256 126L259 127V122H256ZM245 130L246 126L240 125L237 127L236 134L240 136L242 139L245 138ZM264 137L260 134L259 130L252 131L250 140H262ZM249 140V141H250ZM235 220V232L238 235V238L235 240V244L237 245V251L232 255L230 260L223 262L222 264H246L245 252L247 248V242L249 241L253 246H258L261 242L264 245V209L257 208L254 211L250 212L249 216L245 214V212L240 209L237 211V216ZM243 235H246V238L243 239ZM215 260L219 259H211L208 260L207 264H217L219 262H215ZM214 262V263H213ZM184 264H206L205 261L199 260L198 255L193 252V249H190L186 255Z\"/></svg>","mask_w":264,"mask_h":264}]
</instances>
